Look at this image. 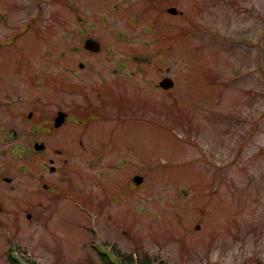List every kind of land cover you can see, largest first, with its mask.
<instances>
[{
  "label": "rangeland",
  "instance_id": "1",
  "mask_svg": "<svg viewBox=\"0 0 264 264\" xmlns=\"http://www.w3.org/2000/svg\"><path fill=\"white\" fill-rule=\"evenodd\" d=\"M85 34L103 44L98 66L143 42L146 121L114 130L124 150L105 174L79 160L58 198L34 194L27 170L14 191L0 184V264L10 248L33 264H102L99 239L161 264L264 263V0H0V69L22 56L54 72L61 51L80 59L71 46ZM163 76L173 89L154 91ZM16 81L23 100L48 90L59 105L41 76ZM124 105L138 110V97Z\"/></svg>",
  "mask_w": 264,
  "mask_h": 264
},
{
  "label": "flooded vegetation",
  "instance_id": "2",
  "mask_svg": "<svg viewBox=\"0 0 264 264\" xmlns=\"http://www.w3.org/2000/svg\"><path fill=\"white\" fill-rule=\"evenodd\" d=\"M95 41L98 40L92 34H85L79 45L73 43L71 49L80 53V59L75 63L66 62L64 51L60 52L61 56L50 57L49 64H58L54 72H36L32 60H25L22 56L14 66L9 60L2 62L0 145L3 146L0 147V157L9 155L7 160L15 162L0 164V184L14 191L18 187L16 176L27 170L32 178L30 182L35 184L32 190L34 194L41 191L47 193L49 198H58L62 193L71 191L72 169L78 175L81 173L79 164L82 163L79 160L92 161L97 170L92 176L105 174L104 171L111 169L121 150H124L121 144L125 141L124 135L114 134V130L125 127L122 125L125 122L146 121V57L140 49L143 45H139L143 42L123 41L131 44L127 47L125 56L115 57L111 51V55L107 57L108 64L98 66V58L93 56L99 55L104 47L101 43L102 46L94 48ZM48 47L55 51L54 46L49 44ZM112 47L105 49L109 51ZM44 54L49 52L45 49ZM49 56L51 55H47ZM134 75L138 77L134 78ZM39 76L43 81L41 87L37 86L39 89L47 86L50 91H58L59 105H55L53 111L50 110V102L55 92L46 90L48 93L37 95V101L28 96L25 97L27 100H23L21 93L24 90L21 92L16 87V80L33 83ZM173 86L172 79L163 76L154 91L160 89L169 92ZM130 94L138 97V110L124 105ZM24 103H29L30 109H26ZM171 103H177L175 97H171ZM58 113L63 115L59 123L55 119ZM150 122L162 124V121L156 119ZM57 138L60 142L52 146L51 139ZM74 159L78 162H71ZM136 181L139 183L141 179L137 178ZM32 204L31 201V207ZM1 209L0 206V211Z\"/></svg>",
  "mask_w": 264,
  "mask_h": 264
},
{
  "label": "trees",
  "instance_id": "3",
  "mask_svg": "<svg viewBox=\"0 0 264 264\" xmlns=\"http://www.w3.org/2000/svg\"><path fill=\"white\" fill-rule=\"evenodd\" d=\"M99 259L102 264H150V259L147 255L144 257L136 259L131 255V253L128 254H122L120 252H117V262H115L114 258L104 252H97ZM7 261L8 264H21L15 257L11 256V254L7 253ZM252 264H264L262 262L258 263H252Z\"/></svg>",
  "mask_w": 264,
  "mask_h": 264
},
{
  "label": "water",
  "instance_id": "4",
  "mask_svg": "<svg viewBox=\"0 0 264 264\" xmlns=\"http://www.w3.org/2000/svg\"><path fill=\"white\" fill-rule=\"evenodd\" d=\"M169 11L171 12V13H175L176 12V10L174 9V8H170L169 9ZM98 43L97 42H93V47L94 48H98ZM164 87H166L167 85H163ZM62 117H63V115H62V113H58V115L56 116V121L59 123L60 121H61V119H62ZM36 147H38V146H36Z\"/></svg>",
  "mask_w": 264,
  "mask_h": 264
}]
</instances>
